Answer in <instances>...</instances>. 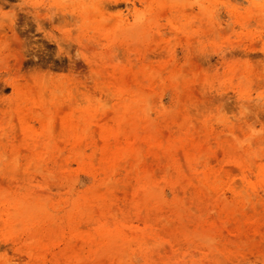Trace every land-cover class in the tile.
Here are the masks:
<instances>
[{
	"label": "rangeland",
	"instance_id": "374dc122",
	"mask_svg": "<svg viewBox=\"0 0 264 264\" xmlns=\"http://www.w3.org/2000/svg\"><path fill=\"white\" fill-rule=\"evenodd\" d=\"M0 29V264H264V0H0Z\"/></svg>",
	"mask_w": 264,
	"mask_h": 264
},
{
	"label": "bare ground",
	"instance_id": "6f19581e",
	"mask_svg": "<svg viewBox=\"0 0 264 264\" xmlns=\"http://www.w3.org/2000/svg\"><path fill=\"white\" fill-rule=\"evenodd\" d=\"M8 20H9V19H8ZM14 21H16V18H15ZM8 22H9L8 24L6 23L8 26H7V25H6V26H7V28L9 29V31H7V29H6V31H5V30H3L4 28L1 27L2 30L5 31V33L11 32V34H10V35L8 34V35H9L14 41H15V40H19V39H18V34H17L18 32H17V29H16L19 25L17 26V24H16V26H15V23H16V22L14 23V22H13V19H10V21H8ZM2 24H3V23H2ZM3 25H4V24H3ZM25 26H26V25H25ZM20 27H21V26H19L18 28H20ZM21 28L23 29L24 27L22 26ZM0 30H1V29H0ZM5 33H2V32H1V34L6 35V38H7L8 35L5 34ZM9 36H8V37H9ZM2 37H3V36H1V39H2ZM4 39H5V37H4ZM15 42H16V41H15ZM19 42H20V41H19ZM19 42H18V44H19ZM60 47H61V46H60Z\"/></svg>",
	"mask_w": 264,
	"mask_h": 264
}]
</instances>
